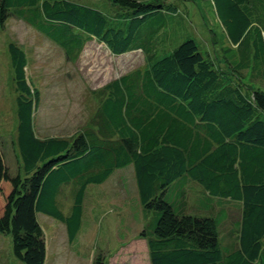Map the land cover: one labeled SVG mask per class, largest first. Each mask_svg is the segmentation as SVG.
I'll return each mask as SVG.
<instances>
[{
    "label": "trees",
    "instance_id": "obj_1",
    "mask_svg": "<svg viewBox=\"0 0 264 264\" xmlns=\"http://www.w3.org/2000/svg\"><path fill=\"white\" fill-rule=\"evenodd\" d=\"M205 1L239 85L230 83L228 96L215 94L221 72L193 38L169 49L163 28L174 17L171 3L108 0L118 17L127 14L122 25L89 1L0 0V32L16 17L67 59L96 39L114 55L139 49L148 63L100 88L74 133L42 135L26 53L6 43L17 125L16 139L0 136V233L11 237L15 258L45 264L39 215L63 223L73 242L88 224L87 187L132 166L138 200L130 209L138 220L141 207L142 225L131 242H142L150 264H264V0ZM107 252L96 248L90 264H109Z\"/></svg>",
    "mask_w": 264,
    "mask_h": 264
},
{
    "label": "rangeland",
    "instance_id": "obj_2",
    "mask_svg": "<svg viewBox=\"0 0 264 264\" xmlns=\"http://www.w3.org/2000/svg\"><path fill=\"white\" fill-rule=\"evenodd\" d=\"M78 1L104 11L111 23L123 25L125 22L127 14L123 12L118 17L121 9L108 0ZM163 1L174 6L172 23L163 28L167 30L169 49L186 38H193L221 72L215 94L228 96L231 92L228 85H239H236L233 71L217 43V23L206 1ZM4 30L0 32V136L4 138L14 135L16 139L17 125L13 68L6 45L9 41L23 46L27 56V79L40 92L34 127L42 135L74 133L88 122L98 105L100 88L121 74L148 65L139 49L114 55L96 39L87 41L76 59H67L61 48L16 17L7 19ZM131 170L132 166L117 170L104 183L87 187L83 219L88 224L82 225L73 242L67 240L63 223L45 215L38 216L46 239L45 264H90L96 248L106 249L107 254H112L109 264H150L148 254L142 250V242H131L142 225L141 207L138 220L134 219L136 217L130 209V203L138 200ZM123 176L125 186L120 180ZM70 188L71 185L64 187L61 195L65 212L72 202ZM234 215L233 211L232 219ZM12 252L11 237L0 233V264H24Z\"/></svg>",
    "mask_w": 264,
    "mask_h": 264
}]
</instances>
